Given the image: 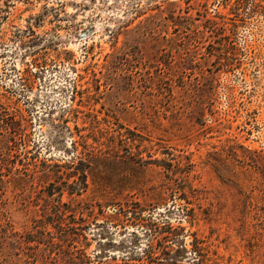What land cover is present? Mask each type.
Listing matches in <instances>:
<instances>
[{
  "label": "rangeland",
  "instance_id": "obj_1",
  "mask_svg": "<svg viewBox=\"0 0 264 264\" xmlns=\"http://www.w3.org/2000/svg\"><path fill=\"white\" fill-rule=\"evenodd\" d=\"M0 264H264V0H0Z\"/></svg>",
  "mask_w": 264,
  "mask_h": 264
}]
</instances>
